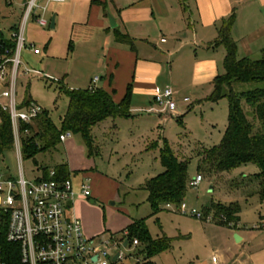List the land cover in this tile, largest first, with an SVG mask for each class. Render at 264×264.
Returning <instances> with one entry per match:
<instances>
[{
  "label": "rangeland",
  "instance_id": "obj_1",
  "mask_svg": "<svg viewBox=\"0 0 264 264\" xmlns=\"http://www.w3.org/2000/svg\"><path fill=\"white\" fill-rule=\"evenodd\" d=\"M21 1L0 0V31L8 38L22 18L25 7ZM91 1L50 2L46 18L54 15V28L37 25L32 15L25 24V44L21 49L18 68L17 101L20 104L29 96L48 112L57 127L61 124L68 102L64 90L81 89L86 79L103 71L97 68V63L103 58L105 32L111 39L113 37L108 19L105 21V31L93 22L89 25L84 23L92 7ZM45 2L37 0L40 6ZM32 13L36 15L39 10ZM151 40L148 39V42L151 43ZM32 41L40 47V54L32 52L29 45ZM257 57L261 56H253V59ZM26 68L38 70L41 74H24ZM167 69L168 65L162 66L161 76L154 81L159 88L171 82ZM220 72H223L222 66ZM186 75L189 74H173L172 81L178 84L181 97L190 95L188 89L192 78ZM252 86L243 83L236 84L235 88ZM211 87L210 84L192 86L194 92H198L195 97L191 95L187 103L175 100L173 113L176 114L158 127L155 119L146 112H132L129 118L106 119L93 128L98 153L91 157H87V151L79 152V147L84 146L79 134L70 133L67 137L70 150L64 149V143L59 142L33 158L21 155L19 159L13 142L10 149L0 154V172L17 178L21 169L24 177L33 181L41 176L38 167L50 169L62 160L67 161L69 156L74 168L86 163L85 159L90 160L94 174L87 175L93 198L90 195L86 201V197L76 196L73 211L80 214L82 202L90 203L93 200L97 209L91 218L92 230L102 239L109 236L114 240L121 239L123 230L132 219L143 218L152 238L165 235L171 239V247L154 256L157 264H180L184 259H191L196 250L202 249L205 239L214 234L212 223L197 218L191 212L201 213L212 202L236 203L240 208L239 227L260 234L257 230L264 227V200L256 192L251 193L250 181L258 172L255 164L247 163L215 177L203 176L196 187L190 185L198 174L199 150L219 144L227 125L228 102L225 98L216 101L209 99ZM167 113L163 111V114ZM177 116H181V123L176 122ZM164 140L179 159L187 161L188 183L178 206L164 207L155 215H150L147 192L141 186L164 170L160 158ZM81 176V173H71L74 182ZM99 190H102V195ZM135 252L132 249L126 253L127 257L114 264H141V260H135L140 253Z\"/></svg>",
  "mask_w": 264,
  "mask_h": 264
},
{
  "label": "crops",
  "instance_id": "obj_2",
  "mask_svg": "<svg viewBox=\"0 0 264 264\" xmlns=\"http://www.w3.org/2000/svg\"><path fill=\"white\" fill-rule=\"evenodd\" d=\"M24 2L21 1L25 7ZM91 4L84 23L89 25L93 22L105 31V21L108 19L106 11L98 4ZM107 10L114 16L117 29L132 38L134 49L116 42L114 34L111 39L105 32L103 58L97 63V68L103 71L86 79L81 89L90 86L91 79L98 76L99 80L94 86L107 91L113 89L112 98L118 102L127 86H130L131 114L146 112L155 119L157 127L176 114L169 111L163 114L166 110H161L153 103L155 89H163L154 83L161 76L162 66L168 65L171 82L166 87L172 88L175 100L189 102L191 95L195 97L198 93L194 92L192 86L210 84L212 90L213 78L222 73L220 67H223L226 53L223 46L210 45L217 38V27L222 19L234 13L231 36L236 42L238 57L253 59V56H261L264 51V0H111ZM0 36L9 40L1 31ZM161 38L165 40L161 41ZM148 39H152L151 43ZM179 72L184 75L187 73L192 78L189 97H181L178 84L172 81L173 74ZM184 97H188V100L184 101ZM152 107L155 110L150 111ZM59 142L64 143V149L70 150L71 144L67 142V137ZM83 148L79 147L80 153L86 152L85 146ZM84 161L86 163L80 164L78 168L73 167L70 156L67 161L62 160L60 163L67 164L70 176L71 173H81L88 177L87 174H94L93 167L90 160ZM99 193L102 195V190ZM90 197L93 198L92 193ZM90 203L82 202L80 214L73 211L72 203L70 212L80 218L87 235H99L92 230L91 218L97 208ZM239 221L230 226L211 221L214 231L212 237L205 239L202 249L196 250L191 259H184L180 264H213L211 256H216L219 264H264V236H259L264 234V227L257 230L260 234H256L241 229Z\"/></svg>",
  "mask_w": 264,
  "mask_h": 264
},
{
  "label": "trees",
  "instance_id": "obj_3",
  "mask_svg": "<svg viewBox=\"0 0 264 264\" xmlns=\"http://www.w3.org/2000/svg\"><path fill=\"white\" fill-rule=\"evenodd\" d=\"M110 1L92 0L91 3L100 5L106 11ZM233 22L234 13L222 19L217 27V38L210 44L221 45L226 51L223 58L224 71L213 78L209 99L227 100V125L219 144L199 150L197 171L202 178L215 177L221 172L253 163L258 167V172L251 178L253 189L251 193L256 192L260 199L264 200V51L258 59L238 57L236 42L231 36ZM112 31L116 42L127 44L134 49L133 40L128 34L120 32L117 27ZM1 38L0 36V41ZM3 42L10 47L14 45L13 42ZM243 83L254 86L245 89L235 88L236 84ZM64 91L68 102L59 127L54 124L45 109L31 124L21 123V155L24 158H33L40 151L55 147L59 143V136L66 132L79 134L87 155L91 157L98 153V147L94 144L93 128L106 119L132 116L130 86H127L118 102L112 98L113 89L107 91L99 86ZM30 101L32 99L26 96L23 104ZM176 122L181 123V116L176 117ZM12 145L13 132L9 115L0 111V154L10 149ZM160 158L164 170L147 179L141 186L147 192V201L151 207L150 215H155L164 207L168 208L167 205L178 206L183 200L188 183L187 161L179 159L165 140L163 147L160 148ZM52 169L56 173V178L64 179L70 176L68 166L64 162L54 165ZM38 170L42 178L49 177V168L38 167ZM239 211L236 203L212 202L203 208L202 213L204 215L211 213L214 222L230 226L239 221ZM124 232L122 237L128 243L133 239L138 241L134 254L140 253L141 264H156L154 256L171 246V239L165 235L152 238L143 218L132 219Z\"/></svg>",
  "mask_w": 264,
  "mask_h": 264
},
{
  "label": "built area",
  "instance_id": "obj_4",
  "mask_svg": "<svg viewBox=\"0 0 264 264\" xmlns=\"http://www.w3.org/2000/svg\"><path fill=\"white\" fill-rule=\"evenodd\" d=\"M64 0H47L44 5L37 0H25V8L16 30H12L9 40L0 41V111L6 112L12 126L13 142L17 156L21 157V123L31 124L44 108L34 101L28 104L17 101L18 68L21 64V49L25 44L23 35L26 21L32 15L35 23L41 27L50 25L46 18L50 2ZM39 13L34 15L33 11ZM161 38V41H164ZM3 41L13 42V47ZM32 52L39 54L40 47L30 44ZM40 71L26 68L24 74ZM99 80L91 79L90 86ZM171 87L155 89L153 103L169 112H174L176 101ZM184 101L188 97L183 98ZM155 110V107L150 111ZM66 132L59 136L63 141L69 137ZM48 178L38 176L33 181L27 180L21 169L14 178L0 172V264H114L127 257L126 253L135 249L138 241L133 239L123 246L126 240L100 238L99 235H87L81 220L70 212L76 196L89 197L91 188L89 178L82 176L75 183L71 176L59 179L50 168ZM202 181L197 174L190 185L196 187ZM169 207V205H167ZM197 218L213 221V214L191 212ZM125 234V232L123 233ZM116 259L113 260L114 255ZM129 255V254H128ZM130 257V256H129ZM131 258V257H130ZM135 260L139 262L140 257ZM213 264H219L216 256H211Z\"/></svg>",
  "mask_w": 264,
  "mask_h": 264
},
{
  "label": "water",
  "instance_id": "obj_5",
  "mask_svg": "<svg viewBox=\"0 0 264 264\" xmlns=\"http://www.w3.org/2000/svg\"><path fill=\"white\" fill-rule=\"evenodd\" d=\"M106 15H107V18H108V21H109V26L111 28H115L117 26V22H116L114 16L108 10H106ZM50 27L54 28V15H52V17L50 18ZM93 202L94 201L91 200V203H93ZM126 244H127V240H125L123 242V246H126ZM116 256H117V254L114 255L113 260L116 259Z\"/></svg>",
  "mask_w": 264,
  "mask_h": 264
}]
</instances>
